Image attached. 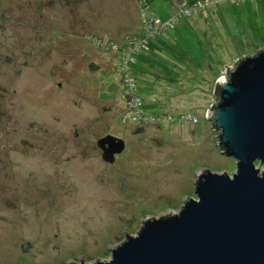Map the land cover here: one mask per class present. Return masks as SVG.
I'll list each match as a JSON object with an SVG mask.
<instances>
[{
  "label": "rangeland",
  "instance_id": "1",
  "mask_svg": "<svg viewBox=\"0 0 264 264\" xmlns=\"http://www.w3.org/2000/svg\"><path fill=\"white\" fill-rule=\"evenodd\" d=\"M152 2L163 19L193 14L138 48L145 0H0V264L110 260L147 215L196 198L201 170L237 171L207 110L228 67L264 47V0ZM108 134L126 141L114 163Z\"/></svg>",
  "mask_w": 264,
  "mask_h": 264
},
{
  "label": "water",
  "instance_id": "2",
  "mask_svg": "<svg viewBox=\"0 0 264 264\" xmlns=\"http://www.w3.org/2000/svg\"><path fill=\"white\" fill-rule=\"evenodd\" d=\"M226 74L207 118L237 171L201 170L196 198L178 212L147 215L135 236L126 231L124 243L110 248V260L80 264H264V47L238 58ZM97 144L108 163L126 147L112 134Z\"/></svg>",
  "mask_w": 264,
  "mask_h": 264
},
{
  "label": "built area",
  "instance_id": "3",
  "mask_svg": "<svg viewBox=\"0 0 264 264\" xmlns=\"http://www.w3.org/2000/svg\"><path fill=\"white\" fill-rule=\"evenodd\" d=\"M212 2H215V0H211ZM216 1H219V0H216ZM232 2H244L246 0H231ZM210 1H207L204 6L206 5H210ZM215 5V3H212ZM202 6V7H204ZM142 12L144 13V16L143 17V24L145 26V29H146V36L147 38H143L142 39V42H139L141 40H137L136 38L130 40L129 44H128V47L129 45H133V46H136L139 48V46H142V45H145L147 40L149 39V37H157L160 32L164 31L165 29H171V27H175V22L174 20L177 19V17L180 15H182V13L184 14H187V15H192L193 14V11H191V9H186V7L184 6H181L179 12L180 14H177L176 16L174 17H171V18H167V19H163L161 18L160 16L158 17L155 13L151 12L150 11V7L146 6V8L142 9ZM98 43H104V41H107L108 42V38H104V39H100V38H96ZM145 42V44H144ZM140 43V44H138ZM117 47V46H116ZM115 47V48H116ZM138 50V49H137ZM136 50V51H137ZM128 58L127 60H125V63L128 65ZM126 69V68H124ZM124 86H125V93L127 95V97H129L130 99V104L131 106L133 107V111L131 110V113L132 115H134V111L139 107V110H141V107H142V97L139 95V92H138V87H137V81H135L132 73H127L126 74V78H124ZM135 109V110H134ZM138 115H143V114H138ZM137 116V115H135ZM142 119V118H141ZM143 120V119H142Z\"/></svg>",
  "mask_w": 264,
  "mask_h": 264
},
{
  "label": "trees",
  "instance_id": "4",
  "mask_svg": "<svg viewBox=\"0 0 264 264\" xmlns=\"http://www.w3.org/2000/svg\"><path fill=\"white\" fill-rule=\"evenodd\" d=\"M152 1H153V0H145L146 3H145L144 5H142V9L146 8V6H147V7L149 6L151 12H153V13H155V14H159V13H156V11H155V9H153V7H151V6H152V3H153ZM178 14H179V12H178ZM157 16L159 17L160 14L157 15ZM175 16H176V15H175ZM179 16H180V15H179ZM160 17H161V16H160ZM171 17H174V16H170L169 18H171ZM161 18H162V17H161ZM164 19H167V18H164ZM143 26H144V25H143ZM175 26H176V25H175ZM171 28H172V27H171ZM166 30H168V29H165L164 31H166ZM164 31L160 32V34L163 33ZM160 34H159L158 36H160ZM92 37H94V38H100V37H97V36H94V35H93ZM138 37H139V36H138ZM138 37H137V38H138ZM146 37H147V36H146ZM131 38H132V37H131ZM131 38H130V39H131ZM137 38H136V39H137ZM144 38H145V37H144ZM100 39H101V38H100ZM132 39H134V38H132ZM122 50H123V49H122ZM215 89H216L215 92H216L217 95H218L219 90H220V89H219V84H217V85L215 86ZM139 95H140V94H139ZM257 165H259V161L257 162ZM263 165H264V164H263ZM260 166H262V165H260Z\"/></svg>",
  "mask_w": 264,
  "mask_h": 264
},
{
  "label": "crops",
  "instance_id": "5",
  "mask_svg": "<svg viewBox=\"0 0 264 264\" xmlns=\"http://www.w3.org/2000/svg\"><path fill=\"white\" fill-rule=\"evenodd\" d=\"M138 11H140V10H138ZM138 24H139V25L141 24L140 18H139ZM139 29H140V28H139ZM213 34H214V33H213Z\"/></svg>",
  "mask_w": 264,
  "mask_h": 264
},
{
  "label": "flooded vegetation",
  "instance_id": "6",
  "mask_svg": "<svg viewBox=\"0 0 264 264\" xmlns=\"http://www.w3.org/2000/svg\"><path fill=\"white\" fill-rule=\"evenodd\" d=\"M119 155L116 156V158L118 157Z\"/></svg>",
  "mask_w": 264,
  "mask_h": 264
}]
</instances>
